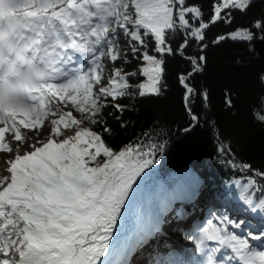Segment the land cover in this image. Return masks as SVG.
Segmentation results:
<instances>
[{
    "label": "snow or ice",
    "instance_id": "1",
    "mask_svg": "<svg viewBox=\"0 0 264 264\" xmlns=\"http://www.w3.org/2000/svg\"><path fill=\"white\" fill-rule=\"evenodd\" d=\"M255 3L214 0L206 21L187 0H0V153L10 157L0 165V264H111L118 225L169 141L138 138L113 148L107 118L126 129L122 116L129 109L118 100L161 97L165 58L183 57L194 41L203 53L206 30L231 26L236 13L247 15ZM228 40L246 42L255 55L254 45L264 43V16L212 43ZM187 59L192 72L180 82L191 118L183 131L190 133L199 125L192 98L207 106L209 94L189 82L206 57ZM132 61L143 66L128 72ZM138 75L147 82L131 84ZM258 78L264 84V71ZM225 104L232 107L230 96ZM254 116L264 127V106ZM21 129L33 131L31 142ZM218 152L243 173L235 184L244 211L259 216V225L228 207L214 211L186 237L197 259L158 254L152 264H264V167L237 164L230 147ZM174 211L166 204L138 245L150 246Z\"/></svg>",
    "mask_w": 264,
    "mask_h": 264
},
{
    "label": "trees",
    "instance_id": "2",
    "mask_svg": "<svg viewBox=\"0 0 264 264\" xmlns=\"http://www.w3.org/2000/svg\"><path fill=\"white\" fill-rule=\"evenodd\" d=\"M189 4L199 6L207 21L211 16L214 0H187ZM264 16V0H256L247 15L236 13L231 26L217 23L206 30L207 48L201 53L199 42H190L184 56L173 55L165 58V84L161 97L133 96L121 98L119 103L127 105L129 110L122 119L127 128L121 129L114 117H108L113 129L106 142L118 149L124 144L135 142L138 138L145 143L168 140L165 153L158 157L155 165L137 189L133 202L128 206L118 225L115 238L122 236L130 224V216L143 209L160 211L175 199L191 194L196 185L201 184L212 198L228 196L239 200L240 189L236 181H243V173L226 162L230 158L221 154V145L232 150V159L237 164L250 163L254 167H264V127L255 119L254 113L264 106V84L259 74L264 71V43L257 42L255 55H251L246 42L225 41L214 44L216 37L229 33L249 22ZM177 38L173 47L182 41ZM203 54L206 63L201 72L193 73L190 84L198 92L207 91V106L200 96L192 98L191 107L199 117V125L190 133L183 129L189 126L190 116L185 109V89L180 82L181 75L192 72L187 57ZM143 65L132 61L126 68L135 72ZM147 77L138 75L130 83H146ZM230 96L232 107L225 104ZM107 112H114L108 108ZM87 126V125H86ZM147 134V136L145 135ZM195 178H190V171ZM182 184L181 190L179 184ZM260 222L259 216H256Z\"/></svg>",
    "mask_w": 264,
    "mask_h": 264
},
{
    "label": "rangeland",
    "instance_id": "3",
    "mask_svg": "<svg viewBox=\"0 0 264 264\" xmlns=\"http://www.w3.org/2000/svg\"><path fill=\"white\" fill-rule=\"evenodd\" d=\"M45 125L47 126V122H45ZM86 126V125H85ZM21 131H22V134H26L30 139H29V142H31V137L34 135V133H33V131H31V130H27V129H21ZM46 135H47V133L45 132V131H41V133H40V138L41 139H43V138H45L46 137ZM10 138V136H9V134H6V139H9ZM12 143H13V146L15 147L16 146V143H15V141L13 140L12 141ZM10 157H9V154H7V153H0V163H4L7 159H9ZM192 178H194V175L192 176ZM223 201H225V200H223ZM226 202V201H225ZM180 203H182V202H180ZM228 207V206H227ZM236 215V214H235ZM247 219H249L250 220V222L253 220V219H251L249 216L247 217Z\"/></svg>",
    "mask_w": 264,
    "mask_h": 264
},
{
    "label": "bare ground",
    "instance_id": "4",
    "mask_svg": "<svg viewBox=\"0 0 264 264\" xmlns=\"http://www.w3.org/2000/svg\"><path fill=\"white\" fill-rule=\"evenodd\" d=\"M4 164V163H3ZM2 163H0V165H3ZM0 174H5V173H3V172H0Z\"/></svg>",
    "mask_w": 264,
    "mask_h": 264
}]
</instances>
